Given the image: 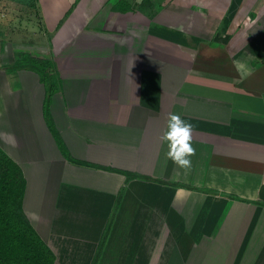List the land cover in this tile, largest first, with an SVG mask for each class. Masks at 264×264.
<instances>
[{
  "label": "crops",
  "instance_id": "crops-1",
  "mask_svg": "<svg viewBox=\"0 0 264 264\" xmlns=\"http://www.w3.org/2000/svg\"><path fill=\"white\" fill-rule=\"evenodd\" d=\"M0 148L54 264H264V0H0Z\"/></svg>",
  "mask_w": 264,
  "mask_h": 264
},
{
  "label": "trees",
  "instance_id": "trees-1",
  "mask_svg": "<svg viewBox=\"0 0 264 264\" xmlns=\"http://www.w3.org/2000/svg\"><path fill=\"white\" fill-rule=\"evenodd\" d=\"M123 4L121 1L119 6ZM53 65L51 60L23 55L10 70L29 68L41 76L46 87V119L61 147L49 112L52 96L58 89V78L51 70ZM25 188L26 179L22 169L0 148V264H54L53 254L24 215Z\"/></svg>",
  "mask_w": 264,
  "mask_h": 264
},
{
  "label": "clouds",
  "instance_id": "clouds-1",
  "mask_svg": "<svg viewBox=\"0 0 264 264\" xmlns=\"http://www.w3.org/2000/svg\"><path fill=\"white\" fill-rule=\"evenodd\" d=\"M241 79L251 74L240 62L234 61ZM162 143H167V158L179 168L188 171L192 167L191 157L195 155L193 147V125L181 118L179 114L169 113L167 116V130L160 136Z\"/></svg>",
  "mask_w": 264,
  "mask_h": 264
},
{
  "label": "rangeland",
  "instance_id": "rangeland-1",
  "mask_svg": "<svg viewBox=\"0 0 264 264\" xmlns=\"http://www.w3.org/2000/svg\"><path fill=\"white\" fill-rule=\"evenodd\" d=\"M1 11H2L1 13H5V15L8 14V13H11L10 10H1ZM24 14H27V12H26V13H23L22 18H26V19H28L27 16L24 15ZM1 16H2V22H3V24H4L3 26L7 28L6 24L4 23L7 15L4 16V14H3V15H1ZM20 17H21V15H20ZM34 27L37 28L36 26H34ZM53 134H54V133H53ZM54 136H56V135H54ZM55 138H56V137H55Z\"/></svg>",
  "mask_w": 264,
  "mask_h": 264
}]
</instances>
